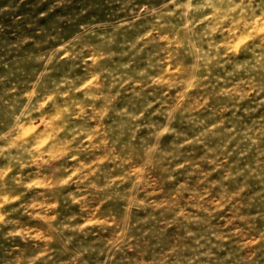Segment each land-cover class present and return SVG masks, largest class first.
I'll return each mask as SVG.
<instances>
[{
  "label": "clouds",
  "instance_id": "clouds-1",
  "mask_svg": "<svg viewBox=\"0 0 264 264\" xmlns=\"http://www.w3.org/2000/svg\"><path fill=\"white\" fill-rule=\"evenodd\" d=\"M0 264H264V0H0Z\"/></svg>",
  "mask_w": 264,
  "mask_h": 264
}]
</instances>
